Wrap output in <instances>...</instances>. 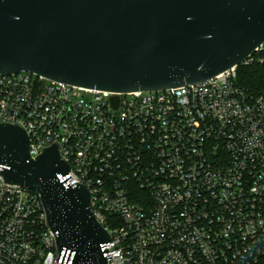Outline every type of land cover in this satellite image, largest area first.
<instances>
[{"label": "built area", "instance_id": "built-area-1", "mask_svg": "<svg viewBox=\"0 0 264 264\" xmlns=\"http://www.w3.org/2000/svg\"><path fill=\"white\" fill-rule=\"evenodd\" d=\"M264 41L207 80L114 92L0 74V123L58 144L109 233L108 264H264V93L238 83ZM119 95L118 105L112 96ZM40 193L0 174V264H56Z\"/></svg>", "mask_w": 264, "mask_h": 264}, {"label": "water", "instance_id": "water-1", "mask_svg": "<svg viewBox=\"0 0 264 264\" xmlns=\"http://www.w3.org/2000/svg\"><path fill=\"white\" fill-rule=\"evenodd\" d=\"M264 41V0H0V74L23 71L114 92L197 83ZM118 105L119 95L112 96ZM58 144L36 159L17 124L0 123V174L42 197L56 264H108L109 233Z\"/></svg>", "mask_w": 264, "mask_h": 264}, {"label": "trees", "instance_id": "trees-1", "mask_svg": "<svg viewBox=\"0 0 264 264\" xmlns=\"http://www.w3.org/2000/svg\"><path fill=\"white\" fill-rule=\"evenodd\" d=\"M237 81L255 94L264 93V66L258 62L239 65Z\"/></svg>", "mask_w": 264, "mask_h": 264}]
</instances>
